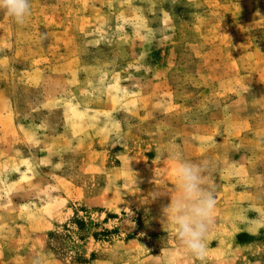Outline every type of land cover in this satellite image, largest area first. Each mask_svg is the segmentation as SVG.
I'll use <instances>...</instances> for the list:
<instances>
[{"label": "rangeland", "instance_id": "obj_1", "mask_svg": "<svg viewBox=\"0 0 264 264\" xmlns=\"http://www.w3.org/2000/svg\"><path fill=\"white\" fill-rule=\"evenodd\" d=\"M0 10V264H264V0ZM207 162L203 261L162 209Z\"/></svg>", "mask_w": 264, "mask_h": 264}, {"label": "clouds", "instance_id": "obj_2", "mask_svg": "<svg viewBox=\"0 0 264 264\" xmlns=\"http://www.w3.org/2000/svg\"><path fill=\"white\" fill-rule=\"evenodd\" d=\"M0 10L17 24H24L31 15L30 0H0ZM167 154L176 162L177 195L162 209L165 224L174 226L183 250L203 261L207 237L215 224L217 206L215 188L205 182L207 162H193L184 158L178 146L170 147Z\"/></svg>", "mask_w": 264, "mask_h": 264}]
</instances>
